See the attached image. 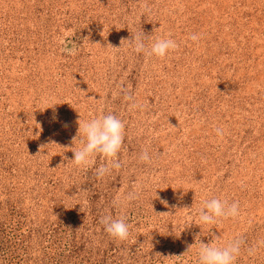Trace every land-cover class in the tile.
Masks as SVG:
<instances>
[{
	"label": "rangeland",
	"instance_id": "rangeland-1",
	"mask_svg": "<svg viewBox=\"0 0 264 264\" xmlns=\"http://www.w3.org/2000/svg\"><path fill=\"white\" fill-rule=\"evenodd\" d=\"M136 33L178 47L137 54ZM107 114L122 167L97 178L72 150ZM211 199L239 215L198 225ZM234 239L264 264V0H0V264H199Z\"/></svg>",
	"mask_w": 264,
	"mask_h": 264
},
{
	"label": "clouds",
	"instance_id": "clouds-1",
	"mask_svg": "<svg viewBox=\"0 0 264 264\" xmlns=\"http://www.w3.org/2000/svg\"><path fill=\"white\" fill-rule=\"evenodd\" d=\"M102 34V33H101ZM134 51L145 53L147 55H156L164 58L170 50H175L178 45L172 39H157L148 49L145 44L146 37L141 33L133 34ZM199 36L192 34L190 39L198 41ZM123 42V40H122ZM69 54H75L74 49L69 50ZM125 99L131 101L132 95L126 94ZM132 104L131 107H136ZM79 129L78 134L83 135L80 143L82 147L73 149L75 165L87 169L91 164V158L100 156L107 160V164H102L95 172L97 178H102L106 174H110L112 169L119 170L122 163L118 159V155L125 141V124L114 114L103 115L99 118L81 123L78 120ZM218 136H223L224 131L221 128L215 129ZM75 141V138H74ZM141 162L150 163L151 157L145 149L142 151L140 157ZM136 198L134 192L129 193L127 199L132 200ZM119 199L113 202L114 206H119ZM166 203V202H165ZM239 215V203L222 201L220 199H211L204 202V207L199 213V224H216L221 218H236ZM105 226V231L112 237L124 241L129 236V225L126 223V218L120 217L114 219L111 215L101 217L100 221ZM242 241L234 239L224 247H218L212 243H201L199 248V264H235L237 257L240 254ZM264 245V241L260 242ZM249 254H254L253 249H249Z\"/></svg>",
	"mask_w": 264,
	"mask_h": 264
}]
</instances>
